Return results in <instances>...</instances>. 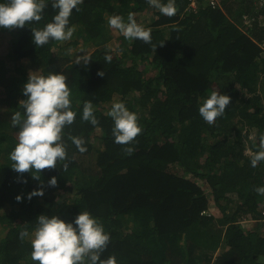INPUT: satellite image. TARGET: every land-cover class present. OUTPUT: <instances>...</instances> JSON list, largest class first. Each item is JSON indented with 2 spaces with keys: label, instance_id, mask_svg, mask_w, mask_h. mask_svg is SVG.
<instances>
[{
  "label": "trees",
  "instance_id": "trees-1",
  "mask_svg": "<svg viewBox=\"0 0 264 264\" xmlns=\"http://www.w3.org/2000/svg\"><path fill=\"white\" fill-rule=\"evenodd\" d=\"M189 4L174 0L169 17L148 0H83L70 17L72 38L40 47L32 29L51 22V0L39 21L0 28V264H38L31 259L36 217L73 221L80 211L103 225L110 239L100 257L116 264H264V234L244 224L264 223V195L256 191L264 187V161L251 165L264 135V2ZM130 13L150 30V43L109 26V17L127 22ZM142 13L150 14L146 23ZM92 48L87 64L76 62ZM29 68L62 73L76 112L62 133L66 159L33 171L38 178L17 173L9 159ZM213 91L230 102L209 124L198 109ZM89 101L96 125L81 119ZM114 102L137 116L141 132L129 145L114 142L107 115ZM40 187L43 196L27 198Z\"/></svg>",
  "mask_w": 264,
  "mask_h": 264
},
{
  "label": "clouds",
  "instance_id": "clouds-1",
  "mask_svg": "<svg viewBox=\"0 0 264 264\" xmlns=\"http://www.w3.org/2000/svg\"><path fill=\"white\" fill-rule=\"evenodd\" d=\"M82 3L83 0H51L55 14L43 28L32 29L34 44L40 47L49 40H70L73 35V29L69 27L70 17L73 9L79 11L78 5ZM148 3L169 17L176 14L174 0H167L166 3L148 0ZM46 6L47 0H0V28L23 27L26 22L39 21ZM108 24L119 30L126 39L151 42L150 30L137 24L131 13L127 22L121 16L114 15L109 17ZM89 58L81 56L76 62L82 60L87 64ZM111 59V55L106 53L105 60L110 62ZM99 75L103 76V71ZM22 93L26 97L19 102L23 113L16 111L12 115V124L18 127V136L9 159L17 173L31 172L33 175L35 171L40 174V170L54 168L58 161L66 159L62 133L65 126L74 122L76 112L71 107V92L66 77L60 72H50L46 76L31 72ZM229 102L227 94L213 91L199 106V114L204 121L212 124L224 114ZM107 115L113 120L115 143L129 145L141 132L136 114L129 111L123 102H114ZM81 119L97 124L90 101L84 103ZM71 140L80 152L86 151L83 138L73 136ZM133 151L131 146L126 148L128 154ZM260 161H264V135L260 137L259 150L252 156L251 165L255 167ZM33 177L38 178L39 175ZM48 184L55 186L56 176H52ZM256 191L264 195V187H258ZM43 195L44 190L40 187L27 193V198ZM22 198L19 194L16 196L18 201ZM36 225L31 238V259L38 264H116L114 257L101 259L100 253L106 248L110 236L87 211H80L73 221H65L59 215L40 214L36 217ZM27 235V231L20 233L21 238Z\"/></svg>",
  "mask_w": 264,
  "mask_h": 264
},
{
  "label": "rangeland",
  "instance_id": "rangeland-1",
  "mask_svg": "<svg viewBox=\"0 0 264 264\" xmlns=\"http://www.w3.org/2000/svg\"><path fill=\"white\" fill-rule=\"evenodd\" d=\"M138 20L140 21V23H146L147 20L149 19L150 14L149 13H142L138 15ZM92 49H86V52L82 55H79V57L81 56H88L92 50ZM31 72H35L36 74H40L39 70H33L32 68L28 69V74H30ZM6 106V92L4 90L3 87L0 86V109H4ZM245 229L246 230H256L257 232H261L262 234H264V223H257L256 221L253 220H245Z\"/></svg>",
  "mask_w": 264,
  "mask_h": 264
},
{
  "label": "built area",
  "instance_id": "built-area-1",
  "mask_svg": "<svg viewBox=\"0 0 264 264\" xmlns=\"http://www.w3.org/2000/svg\"><path fill=\"white\" fill-rule=\"evenodd\" d=\"M198 1L199 0H190V4H189L188 8H197L198 7ZM209 1L213 6H216L220 0H209Z\"/></svg>",
  "mask_w": 264,
  "mask_h": 264
}]
</instances>
